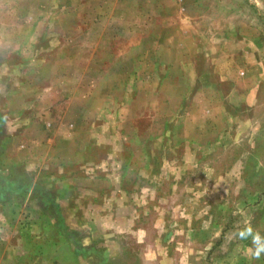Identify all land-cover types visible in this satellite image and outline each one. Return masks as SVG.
Returning <instances> with one entry per match:
<instances>
[{"label": "rangeland", "instance_id": "rangeland-1", "mask_svg": "<svg viewBox=\"0 0 264 264\" xmlns=\"http://www.w3.org/2000/svg\"><path fill=\"white\" fill-rule=\"evenodd\" d=\"M0 264H264V0H0Z\"/></svg>", "mask_w": 264, "mask_h": 264}, {"label": "clouds", "instance_id": "clouds-1", "mask_svg": "<svg viewBox=\"0 0 264 264\" xmlns=\"http://www.w3.org/2000/svg\"><path fill=\"white\" fill-rule=\"evenodd\" d=\"M257 255H258V253H257Z\"/></svg>", "mask_w": 264, "mask_h": 264}]
</instances>
